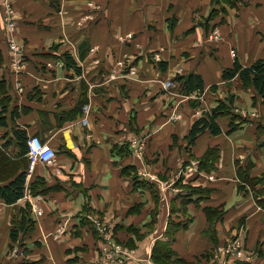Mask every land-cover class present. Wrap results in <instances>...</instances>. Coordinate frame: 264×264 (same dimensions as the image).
<instances>
[{
  "label": "crops",
  "instance_id": "0c3cea01",
  "mask_svg": "<svg viewBox=\"0 0 264 264\" xmlns=\"http://www.w3.org/2000/svg\"><path fill=\"white\" fill-rule=\"evenodd\" d=\"M233 1L12 0V28L0 0V150L18 165L10 176L27 166L16 129L56 150L54 163L38 165L26 182L32 194L33 178L44 182L41 218L25 193L15 204L0 200V264H111L98 221L118 244L137 246L125 264H156L155 245L171 235L176 256L188 261L264 264V185L239 191L237 175V163L247 162L264 177V97L223 78L236 59H264V0ZM77 15L84 27L64 26ZM11 40L24 59L16 66ZM190 74L203 90L182 91L176 76ZM224 97L248 121L229 134L230 117H218L221 134L206 130L192 142L194 123ZM214 147L220 158L206 171L200 159ZM234 239L242 245L235 254L217 251Z\"/></svg>",
  "mask_w": 264,
  "mask_h": 264
},
{
  "label": "trees",
  "instance_id": "16d2710c",
  "mask_svg": "<svg viewBox=\"0 0 264 264\" xmlns=\"http://www.w3.org/2000/svg\"><path fill=\"white\" fill-rule=\"evenodd\" d=\"M230 2H234L230 0ZM67 62L68 66H75L74 59L69 55L65 54L62 57ZM158 62V65L162 70H166L167 64L165 62ZM239 78L242 81V84L247 87H253L262 97H264V59H258L249 66H244L240 63L238 59L235 60L232 67L226 68L223 71V78L225 80H232L234 78ZM176 80L182 83V91L185 93H191L196 90H203V80L200 75L190 74L188 76L178 75ZM215 88V86H213ZM231 100V99H230ZM7 111L6 106H4L1 114ZM229 114L230 117V127L228 129L229 134L238 130L242 124L248 121V118L236 114L231 111L225 102H220V105L217 108H214L210 113H206L203 117L199 118L193 125L190 131V139L192 142H195L198 135L206 130L211 131L212 134L218 135L223 132L222 127L217 121L218 117L221 115ZM226 114V115H227ZM1 125H6L5 118H1ZM15 137L17 138L18 144L21 147V151L24 159L27 161V166L25 170L19 173L16 176H10L17 164L9 163L10 160H7L5 157L4 151L0 150V181L6 182L5 184H0V200H4L7 204H15L24 196L26 189V174L29 164V160L26 156L28 151V135L25 130L16 129ZM3 147H6L3 145ZM220 158V149L217 147L209 148L208 151L200 159L199 166L206 171H211L215 168V164ZM23 159V160H24ZM24 163V161H22ZM2 165V166H1ZM250 165V164H249ZM18 166V165H17ZM250 165L249 167H251ZM245 168L243 165L237 163V175L240 178L239 191H243L247 186L255 188L259 181L262 178H258L251 175L250 169ZM30 184V181L29 183ZM32 191L34 194H39L44 192V182L42 178H33L31 182ZM260 205L264 207V202L259 200ZM25 211V216L27 220L29 217L30 210L27 208ZM18 228L14 227L11 231L13 239H17L19 235ZM130 245V244H129ZM133 246V245H130ZM177 254L171 247V242L169 241H160L158 242L153 250V260L156 264H194L184 258L176 256ZM195 264H198L197 262Z\"/></svg>",
  "mask_w": 264,
  "mask_h": 264
},
{
  "label": "built area",
  "instance_id": "2783aa9c",
  "mask_svg": "<svg viewBox=\"0 0 264 264\" xmlns=\"http://www.w3.org/2000/svg\"><path fill=\"white\" fill-rule=\"evenodd\" d=\"M1 7L4 14V19L6 20L7 24L14 28L16 25L15 22V8L13 6L12 0H2ZM218 30L215 28L212 32V39H220L219 34H216ZM134 38V35L132 33H127L125 36L126 41H130ZM10 48L13 51L14 54H18V58L14 60L15 66L20 64L24 59L21 56V46L18 45L16 42L11 40L10 42ZM160 60L159 56H156V61ZM117 64L120 67H124L123 69H126L125 62L123 60L118 59ZM131 73H135V70L131 68ZM175 82H170L169 80L165 82V86H173ZM28 145V151L26 153V156L29 160L28 168H27V174H26V182L29 183L30 179L34 175L36 168L38 165H51L54 163L56 159V150L48 145L41 136L38 134H31L28 137L27 140ZM132 147L138 151L142 149V142L139 138L134 137L131 142ZM25 197L29 201L30 209L32 213L37 217L41 218L44 215V209L41 205V196L39 194H32L29 190L25 191ZM96 227L101 235V237L104 240V244L101 248V252L104 255V260L111 264H125V261L130 258V255L126 253L124 250H122L120 244H118L112 234L110 233L108 227L98 221L96 224ZM60 230V229H59ZM236 242V243H235ZM232 242L228 247L226 248H219L217 249L218 252H221L223 250L226 251V253L235 254V251L238 250L239 247H242L241 241L238 239L237 241ZM216 251V253H217ZM15 253H20L19 249L14 250ZM215 253V254H216ZM215 264H223L222 261L215 260Z\"/></svg>",
  "mask_w": 264,
  "mask_h": 264
},
{
  "label": "rangeland",
  "instance_id": "374dc122",
  "mask_svg": "<svg viewBox=\"0 0 264 264\" xmlns=\"http://www.w3.org/2000/svg\"><path fill=\"white\" fill-rule=\"evenodd\" d=\"M247 2H249V3H253L255 0H246ZM88 6H89V4H88ZM62 12V11H61ZM61 16H63V14H61ZM73 16V15H72ZM65 23H67V24H69L68 23V21H65V22H63V19H60V21H59V25H63V24H65ZM64 26H72L73 28H75L76 30H78L79 28L78 27H84V24L82 23V21L79 19V15H77V16H75L74 17V19L70 22V25H64ZM216 34H219V36H220V38L222 37V35H221V32L218 30L217 32H216ZM212 40H215V41H217V39H212ZM229 98H226V97H224V98H221V99H219V100H217L215 103H214V108H217L219 105H220V102H225V104L228 106V108L231 110V111H233L234 113H236V114H242L240 111H237L238 109H237V106H235V101L234 102H231V100H228ZM213 108V109H214ZM227 114V113H226ZM224 114V115H221V117H224V118H226V117H229V114ZM241 116H244V117H246L244 114H242ZM247 118V117H246ZM135 150V149H134ZM243 166L245 167V168H248L250 165H249V163L247 164V162H245L244 164H243ZM252 167H253V164H252ZM252 167H249V169H250V171H251V169H252ZM182 170H183V168H182ZM178 176H179V174H178ZM258 178H264L263 176L262 177H258ZM262 179L259 181V183H261V185L263 184L264 185V182H262ZM258 183V184H259ZM183 207V206H182ZM183 210V209H182ZM173 216V215H172ZM176 217H187V215L185 216V215H183V214H180V213H178V215H176ZM108 227V226H107ZM108 229H110L109 227H108ZM172 238H173V235H171L170 237H169V242H171L172 241ZM240 240V239H239ZM234 242L235 241H237V239H234L233 240ZM241 241V240H240ZM236 243V242H235ZM121 246V248H122V250H124L126 253H128L129 255H130V258H132V256H136V252H137V246L135 245H133V246H130V245H120ZM240 248H242V247H239L238 249H240ZM238 251V250H237ZM243 257V256H242ZM153 258V257H152ZM190 262H192V263H196L195 261H190Z\"/></svg>",
  "mask_w": 264,
  "mask_h": 264
}]
</instances>
